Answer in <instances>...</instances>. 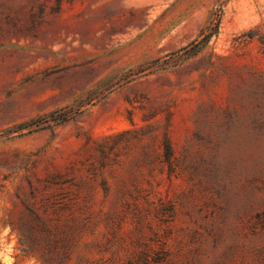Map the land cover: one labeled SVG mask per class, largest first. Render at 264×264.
Wrapping results in <instances>:
<instances>
[{
    "label": "rangeland",
    "instance_id": "1",
    "mask_svg": "<svg viewBox=\"0 0 264 264\" xmlns=\"http://www.w3.org/2000/svg\"><path fill=\"white\" fill-rule=\"evenodd\" d=\"M0 264H264V0H0Z\"/></svg>",
    "mask_w": 264,
    "mask_h": 264
}]
</instances>
